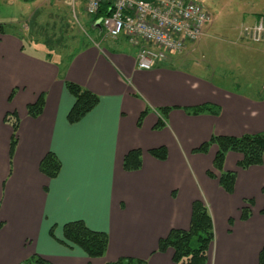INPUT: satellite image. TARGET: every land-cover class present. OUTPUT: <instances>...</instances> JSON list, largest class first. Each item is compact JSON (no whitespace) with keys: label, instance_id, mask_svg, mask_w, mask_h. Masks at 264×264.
I'll return each instance as SVG.
<instances>
[{"label":"crops","instance_id":"0c3cea01","mask_svg":"<svg viewBox=\"0 0 264 264\" xmlns=\"http://www.w3.org/2000/svg\"><path fill=\"white\" fill-rule=\"evenodd\" d=\"M90 16L85 24L94 40L87 35L85 42L77 35L84 44H72L71 52L64 51L59 59L51 36L36 37L30 31L28 42L55 58L36 56L25 50L22 37L0 22V264H21L34 255L51 264H104L120 257L175 264L172 249L158 251V241L171 229L189 227L194 200L206 204L213 222L214 241L205 264H259L264 247V154L261 164L242 169V154L226 153L223 169L236 175L229 193L207 175H219L213 166L217 147L211 144L206 153L193 149L212 135L264 133V82L250 80L240 70L238 78L254 93L250 96L183 69L181 62L192 54V43L185 53L172 54L150 70L140 69L125 37L101 39L102 31L89 24ZM254 50L261 53L247 55L245 50V63L249 56L263 58L264 40ZM254 62L253 72H259L263 66ZM230 70L229 65L227 73ZM65 81L99 98L76 123L67 120L74 97ZM40 95L43 109L33 118L26 106ZM205 103L218 113L188 112ZM162 108H168L166 116L160 115ZM7 112L18 118L11 159ZM158 118L164 127L155 130ZM160 146L166 148L164 160L148 152ZM132 149L140 150L141 165L126 171L122 162ZM48 152L60 162L53 178L39 169ZM256 195L260 203L253 200ZM243 206L250 208L245 220ZM76 220L107 234L103 256L90 257L62 242L63 225Z\"/></svg>","mask_w":264,"mask_h":264},{"label":"rangeland","instance_id":"374dc122","mask_svg":"<svg viewBox=\"0 0 264 264\" xmlns=\"http://www.w3.org/2000/svg\"><path fill=\"white\" fill-rule=\"evenodd\" d=\"M32 1L0 0V22L5 30L22 37L27 52L36 56L55 58L53 55L47 56L30 44L28 42L30 34L32 36L34 34L36 37H39V34L51 36L55 43H52L53 50L58 59L63 57L64 51L67 50L70 53L71 47L76 42L78 44L82 42L80 39L77 40L78 36H83L85 42L86 39L88 40L87 35H90L94 40L92 32L85 24L87 14L83 10L82 14L77 12L78 3L74 2L73 4L69 0ZM192 1L202 4L210 14L211 20L204 27L203 34L192 42L190 46L192 54L186 61L181 62L183 69L189 70L197 76L208 78L221 88L252 96L254 93L251 88L244 84V79L238 78L237 73H240L241 70L243 74L250 76V80L264 82V55L260 60L255 55L249 56V59L252 60L247 59L246 63L244 60L245 50H247V55L261 53L254 48L264 40V0ZM73 11L77 13L73 15ZM260 22L263 30L257 39L259 33L256 25ZM72 36H75L74 40ZM59 37H62V40L56 41ZM99 37L108 42L119 38H111L105 33L99 34ZM95 38L97 39V37ZM186 50H188L187 47L182 52L175 54H183ZM254 61H259L263 66L259 72H253L255 70L253 68L256 66ZM229 65L232 70L227 73ZM222 70H225V75ZM253 200L260 203V198L257 195Z\"/></svg>","mask_w":264,"mask_h":264},{"label":"trees","instance_id":"16d2710c","mask_svg":"<svg viewBox=\"0 0 264 264\" xmlns=\"http://www.w3.org/2000/svg\"><path fill=\"white\" fill-rule=\"evenodd\" d=\"M108 14V1H103L98 12L90 16L89 24H94L100 16ZM0 32H3L0 26ZM126 39V38H125ZM127 41V40H126ZM48 45V44H47ZM68 92L74 97V104L67 114L69 123L78 122L85 114H87L98 103V96L90 90L70 81H65ZM44 99L40 95L34 103L27 104L26 110L29 116L35 118L39 116L43 109ZM168 108L160 109V115L166 116ZM191 114L213 113L218 111L214 106L207 103L191 108L188 111ZM147 114V108L143 111L138 120L137 125L140 126ZM4 121L12 127V134L9 142V158L16 144V131L18 127V118L15 112H7ZM164 127V122L158 118L153 128L160 130ZM214 144L217 147L213 158V166L219 171V175L215 176L211 171H207V175L217 178L220 186L231 193L235 182V172L225 171L223 162L228 151H235L242 154V159L238 162V167L246 169L252 165L262 163L264 154V133L244 134L238 137L226 135H212V137L193 149L194 152L206 153L209 146ZM149 154L160 160L166 158V148L160 146L150 149ZM140 150H130L123 159L122 166L126 171H135L140 168ZM40 171L46 176L53 178L60 170V162L57 157L48 152L40 161ZM261 191L264 193V187ZM250 204V201H248ZM250 213L248 206L241 208V218L247 219ZM264 213V208L261 210ZM1 225V224H0ZM62 242L69 246H77L90 257H101L104 255L108 246V236L105 232L94 231L89 229L81 220L68 222L63 225ZM214 241V228L212 218L206 204L201 200H194L192 203V212L189 227L185 230L171 229L165 238L158 241L157 250L165 252L168 248L173 251L172 260L175 264H205L207 260V252ZM21 264H51L45 259L34 255L22 262ZM104 264H146L145 261L132 258L120 257L116 261L106 262ZM259 264H264V247L259 254Z\"/></svg>","mask_w":264,"mask_h":264},{"label":"built area","instance_id":"2783aa9c","mask_svg":"<svg viewBox=\"0 0 264 264\" xmlns=\"http://www.w3.org/2000/svg\"><path fill=\"white\" fill-rule=\"evenodd\" d=\"M83 1L89 13L108 1L109 14L98 27L111 38L122 33L136 52L138 68L143 70H150L170 55L182 52L203 34L211 20L204 6L192 0ZM256 26L259 39L263 26L261 22Z\"/></svg>","mask_w":264,"mask_h":264},{"label":"bare ground","instance_id":"6f19581e","mask_svg":"<svg viewBox=\"0 0 264 264\" xmlns=\"http://www.w3.org/2000/svg\"><path fill=\"white\" fill-rule=\"evenodd\" d=\"M75 3H81L82 4V6H83V9H84V11L88 14V15H95L97 12H98V10H99V8H100V6H101V4L99 5V7H98V9L94 12V13H89L87 10H86V5H85V2L83 1V0H77V1H75ZM74 4V3H73ZM108 14H109V12H108ZM107 14V15H108ZM106 15H104V16H100L97 20H99L100 22H101V20H102V18H104ZM96 20V21H97ZM101 29V28H100ZM102 33H103V31H102ZM119 37H123V34L122 33H120V35H119Z\"/></svg>","mask_w":264,"mask_h":264},{"label":"water","instance_id":"95a60500","mask_svg":"<svg viewBox=\"0 0 264 264\" xmlns=\"http://www.w3.org/2000/svg\"><path fill=\"white\" fill-rule=\"evenodd\" d=\"M99 20H97L96 22H95V27H98L99 26Z\"/></svg>","mask_w":264,"mask_h":264}]
</instances>
